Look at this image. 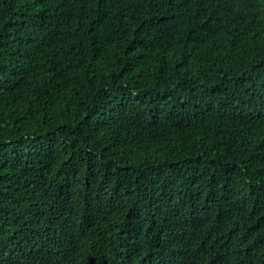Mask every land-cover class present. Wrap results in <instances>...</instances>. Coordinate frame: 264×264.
Wrapping results in <instances>:
<instances>
[{"label":"trees","instance_id":"1","mask_svg":"<svg viewBox=\"0 0 264 264\" xmlns=\"http://www.w3.org/2000/svg\"><path fill=\"white\" fill-rule=\"evenodd\" d=\"M0 264H264V0H0Z\"/></svg>","mask_w":264,"mask_h":264}]
</instances>
